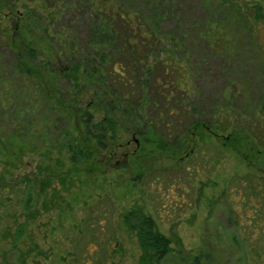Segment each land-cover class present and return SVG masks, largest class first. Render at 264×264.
<instances>
[{
	"label": "rangeland",
	"instance_id": "374dc122",
	"mask_svg": "<svg viewBox=\"0 0 264 264\" xmlns=\"http://www.w3.org/2000/svg\"><path fill=\"white\" fill-rule=\"evenodd\" d=\"M124 2L134 10L139 8L138 0ZM29 7L42 18L39 32L43 40L38 42L36 64L45 66L46 42L54 37L51 43L56 46V31L66 37L75 35L76 49L84 46L87 12H76L71 6L57 20L53 5L47 8L36 1ZM23 9L20 6L17 13ZM169 9L163 32L187 34V61H181V66L188 67L181 98L199 110L198 117L210 129L204 135L209 166L199 167L197 175L184 184L172 168L173 160L135 153L141 134L121 130L111 140L110 153L99 156L92 170L82 163L75 166L67 151L49 146L63 123L56 118L55 102L41 99L35 77L26 76L19 84L10 79L8 90L15 97L7 105L9 114L2 116L0 111V264H142L136 238L121 221L122 213L135 206L153 217L158 231L175 248L196 253L206 246L215 252L214 264H264V249L254 242L264 228V218L256 221L250 199L243 197L248 184H228L245 176L263 178L260 154H253L254 162L248 151L245 156L217 151L232 128L245 126L264 137V125L262 130L255 125L260 122L255 108L264 103V0H172ZM15 21L10 16L2 20L9 35L17 31ZM213 22L219 33L208 45L200 35ZM4 53L5 61L14 59L10 49ZM3 74L0 70V79ZM169 75L179 77L176 70ZM71 83L61 82L62 94L74 92ZM21 89L29 95L19 96ZM225 104L238 117H231L221 132V119L214 108ZM30 105L35 111L30 120L41 124V133L42 120L51 121L44 142L32 133L13 136L15 109ZM94 115L95 122L103 118L102 111ZM28 197H34L37 204L29 219L24 204Z\"/></svg>",
	"mask_w": 264,
	"mask_h": 264
},
{
	"label": "trees",
	"instance_id": "16d2710c",
	"mask_svg": "<svg viewBox=\"0 0 264 264\" xmlns=\"http://www.w3.org/2000/svg\"><path fill=\"white\" fill-rule=\"evenodd\" d=\"M36 1L47 8L53 5L57 20L71 6H75L76 12H87L89 19L87 37L81 49L75 48L76 37H71L69 32L64 34L69 35L66 37L56 31V46L51 43L54 37L47 39V59L43 67L35 63L38 42L43 40L39 32L42 18L38 10L29 7V3ZM138 3V10H134L127 7L124 0H0V70L4 72L0 79V111L2 116L9 114L7 105L12 104L15 97L14 92L11 94L8 90L10 79L19 84L26 76L35 77L41 89L39 96L55 102L56 118L63 122L49 146L67 151L73 165L86 164L87 169L92 170L91 164L112 150L111 140L117 130L137 132L141 139L135 153L140 151L138 154L143 156L158 155L173 160L172 168L187 184L188 178L197 175L199 167L207 168L210 161L209 147L204 142V135L210 129L198 117L199 110L189 107L186 97L181 98L187 76L184 70L188 67L181 66V61H187L184 43L187 34L183 31L177 35L163 32L162 23L170 15L168 8L172 0H138ZM20 6L25 9L17 13ZM12 15L17 31L9 35L2 20L9 16L13 19ZM218 27L213 22L202 30L200 36L208 45L217 40ZM43 30L46 38L47 26ZM5 49L13 52L14 59L5 61ZM175 70L178 78L169 75ZM64 81L72 82L74 92L62 94L61 82ZM18 94L22 98L29 95L24 89ZM228 106L214 108L221 119L218 126L221 132L228 127L231 117H238ZM98 111H102L103 118L95 122L94 114ZM34 113L32 105L15 109L14 125L10 124L14 129L13 136L22 134L26 137L32 133L33 138H42L41 142L48 139L51 121L42 120L44 132L41 133V124L30 120ZM255 114L258 118L264 117L262 101L255 108ZM259 121L255 125L263 129L264 122ZM253 139L258 141L257 147L252 143ZM226 150L241 156L248 151L252 158L257 151L264 158V137L256 136L245 126L232 128L217 147L219 154ZM250 177L237 178L228 184L239 181L249 185L244 189L243 197L250 199L249 209L257 221L264 218V196L261 195V192L264 195V177ZM24 204L29 219L37 204L34 197H28ZM44 205L46 207V203ZM121 221L126 231L136 238L142 264L215 263L214 250L206 246L196 253L173 247L170 239L158 231L153 217L141 206L125 210ZM254 242L264 249V228Z\"/></svg>",
	"mask_w": 264,
	"mask_h": 264
},
{
	"label": "flooded vegetation",
	"instance_id": "af4514ba",
	"mask_svg": "<svg viewBox=\"0 0 264 264\" xmlns=\"http://www.w3.org/2000/svg\"><path fill=\"white\" fill-rule=\"evenodd\" d=\"M258 119L259 120H262V118H258ZM253 159L254 160H252V161L257 162V158L255 156L253 157ZM261 161H262V164L264 165V158H262V157L259 156L258 162L261 163ZM250 167H254V166H250Z\"/></svg>",
	"mask_w": 264,
	"mask_h": 264
}]
</instances>
